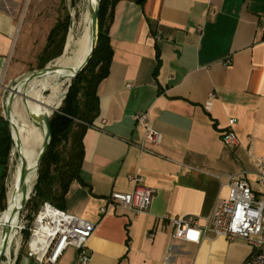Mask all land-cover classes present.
I'll return each instance as SVG.
<instances>
[{
	"label": "crops",
	"instance_id": "1",
	"mask_svg": "<svg viewBox=\"0 0 264 264\" xmlns=\"http://www.w3.org/2000/svg\"><path fill=\"white\" fill-rule=\"evenodd\" d=\"M26 1L0 0V87L25 73ZM107 32L112 57L96 90L99 113L62 208L95 224L88 264H242L252 250L244 240L173 239L163 217H206L227 195L226 175L243 176L264 202V0H120ZM142 112L161 134L157 145L143 142L148 151L137 146L143 128L133 116ZM230 118L234 148L221 141ZM135 173L153 190L148 209L101 214L112 191L131 190ZM76 255L68 246L54 264H77ZM22 256L17 249L13 264Z\"/></svg>",
	"mask_w": 264,
	"mask_h": 264
},
{
	"label": "built area",
	"instance_id": "2",
	"mask_svg": "<svg viewBox=\"0 0 264 264\" xmlns=\"http://www.w3.org/2000/svg\"><path fill=\"white\" fill-rule=\"evenodd\" d=\"M213 96V93H210L208 99ZM133 118L143 128L142 140L137 143L141 151H148L143 142L153 145L160 143L161 134L153 129L146 112L137 113ZM233 124L234 119L230 118L229 128L221 135L223 144L230 148L238 145ZM4 178L5 175L2 185L6 186ZM127 179L132 183L131 190L112 191L106 197L105 205L99 209L101 214L117 206L135 213L148 209L153 190L143 184V178L139 174H128ZM258 181L261 186L264 185V160L261 161ZM226 185L227 195L216 199L209 215L204 218L195 214L164 215V228L171 229V238L195 244L209 234L213 237L223 236L227 240L242 239L252 249L242 264H264V202L255 197L246 179L241 175H226ZM38 218L40 227L36 226ZM21 229L22 227H19V230ZM94 230V223L43 202L36 212L33 225L28 228L26 255L33 258L36 264H54L62 252L72 246L77 252V264H88L91 254L87 242ZM39 231L45 234L43 240L32 242V237Z\"/></svg>",
	"mask_w": 264,
	"mask_h": 264
},
{
	"label": "trees",
	"instance_id": "3",
	"mask_svg": "<svg viewBox=\"0 0 264 264\" xmlns=\"http://www.w3.org/2000/svg\"><path fill=\"white\" fill-rule=\"evenodd\" d=\"M120 0H99L98 35L94 52L87 65L70 81L64 98L57 111L50 117L52 136L49 145L39 163L37 178L31 197L26 204L36 213L43 202L62 209L66 192L72 181L80 178L83 160V135L94 124L99 113V101L96 93L99 82L109 72L112 48L108 39V25L114 6ZM142 3L144 0H133ZM68 12L58 15L48 30L45 43L36 55L37 68L61 55L69 27ZM36 131L43 139L44 128L38 125ZM7 121L0 115V164L7 166L8 155L12 147ZM5 198L3 185L0 187V206ZM4 210V204L1 206ZM26 241L29 231H23ZM20 254H23L22 249ZM19 258V257H18ZM17 258V260H18ZM16 260V261H17Z\"/></svg>",
	"mask_w": 264,
	"mask_h": 264
},
{
	"label": "bare ground",
	"instance_id": "4",
	"mask_svg": "<svg viewBox=\"0 0 264 264\" xmlns=\"http://www.w3.org/2000/svg\"><path fill=\"white\" fill-rule=\"evenodd\" d=\"M81 2L82 9L80 13V30L77 34L78 36L74 38L72 36L73 33L68 34L64 54L57 57L54 64L49 65V67L54 66L57 67V69L48 71L29 82L26 89L28 108L22 104L21 109H19L13 104L11 121L17 127L18 131V135L14 130L12 131L13 139L17 143L19 137L22 141V146L20 150H17L15 144H13V162L9 186L7 184L6 207L0 214V248L2 231L9 221H11L12 231L10 232L5 254L0 258V264H10L11 245L15 244L17 246L18 244L14 231L16 227L15 222L19 217L18 210L22 199L21 188L26 187L27 192L30 193L37 175L36 170L31 169L27 174L24 184L19 185L18 183L21 159H25L28 164H33L39 151L41 139L36 131V127L40 125L45 129L44 125L34 123L28 117V114L38 116L45 113L50 114L57 108V105L62 101L66 89H64L63 86L67 87L68 83L71 81L72 70L70 68L75 69L82 62L89 50L90 27L87 15V1L81 0ZM69 49V55H66ZM36 226L40 227V218L36 220ZM44 235V232L39 231L36 236L32 237V242H41ZM2 259H6V261H2Z\"/></svg>",
	"mask_w": 264,
	"mask_h": 264
},
{
	"label": "rangeland",
	"instance_id": "5",
	"mask_svg": "<svg viewBox=\"0 0 264 264\" xmlns=\"http://www.w3.org/2000/svg\"><path fill=\"white\" fill-rule=\"evenodd\" d=\"M23 7L24 8L21 14V20L23 24L22 25L23 31L22 30L21 31L23 32V34L21 38L25 41L24 42L25 44L21 52L22 54L20 56L21 58L20 66L21 69L24 70V72L26 73L34 69H37L35 57L42 48V46L44 45L48 30L52 26L56 17L58 15H62L64 12H68L70 17L69 19L70 23L67 30L64 47L61 55L64 54L68 34L73 33L72 36L74 38L78 36L77 34L79 33L80 30L79 21H80L81 9H82V2L81 0H31L30 2H28L27 0ZM69 52L70 49L68 50L66 55H69ZM56 59L57 58L51 60L50 61L51 63L48 62L46 65L54 64ZM6 86L8 85L4 83V85L0 87V115L2 117H4L3 104L7 93V90L5 88ZM63 88L65 89L66 86H63ZM14 101L15 102L13 104H15L17 108L21 109L22 107L21 97L19 95L16 96ZM58 107L59 105H57L56 109H58ZM51 113L49 115H51ZM13 148L14 146L12 144V147L8 155L7 171L5 173V178H4V182H6V186L3 185V189L5 191V198L2 202V205L4 204V206H6V200H7V191H8L7 184L9 186L11 180ZM29 196L31 197V194ZM1 206L0 208H2ZM1 212L2 211H0V214ZM35 215L36 213L33 212L30 204L29 205L25 204V206L21 210L18 219L15 222L16 227L14 234L16 235V240L18 241V244L17 246L15 244L11 245L12 248H11L10 264H13L14 253L17 252V249L19 250L22 249L23 254H26V241L24 240L23 237V231L28 230V228H30L33 225ZM19 227H22V229L19 230ZM2 261H6V259H2Z\"/></svg>",
	"mask_w": 264,
	"mask_h": 264
},
{
	"label": "water",
	"instance_id": "6",
	"mask_svg": "<svg viewBox=\"0 0 264 264\" xmlns=\"http://www.w3.org/2000/svg\"><path fill=\"white\" fill-rule=\"evenodd\" d=\"M86 1H87V8H88L87 15H88L89 27H90V39H89L90 46H89V50L86 53L82 62L75 69L70 68L72 70L71 79L73 77H75L80 71H82L83 68L87 65L89 59L91 58V56L94 52V49H95V46L97 43V35H98L97 17H98L99 0H86ZM56 69H57V67H54V66L49 67V65H45L42 68H37V69H34L30 72H26V73L20 75L15 80H13L8 86L5 87L7 90V93H6L4 104H3L4 119L8 123L9 130H10V137H11L13 144H15V147L17 148V150L21 149L22 141L18 137V141L16 143L15 140L13 139V134H12V131L14 130L16 132V134L18 135L17 127L11 121V112L13 109L14 100H15L16 96L19 95L21 97L22 104L25 107H27V98L28 97H27L26 89H27L29 82L32 81L33 79L45 74L48 71H54ZM69 85H70V82L68 83V85L65 89L64 95L67 92V88ZM64 95H63V98H64ZM60 104H59V106H60ZM54 111H57V109ZM52 113H51V115H52ZM51 115H49L48 113L42 114L40 116L28 114V117L34 123L44 125L45 129H44L43 139H42V142L40 144L39 151L37 153V157H36L35 162L33 164H28L25 159H23V160L21 159V166H20V171H19V176H18L19 185L24 184L26 177H27V174L29 173V171L31 169H35L36 172L38 170L39 163H40V161H41V159H42V157H43V155H44V153H45V151L49 145V142H50V139L52 136L51 126H50ZM6 171H7V166L0 164V187H1L2 180H3V177L6 173ZM36 178H37V175H36ZM32 190H33V188H32ZM32 190L29 193V192H27L26 187L21 188L22 199H21L20 208L18 210L19 215L21 213L22 208L25 206L26 202L30 198L29 195L31 194ZM13 215H14V213H13ZM11 231H12L11 221H9L8 224L3 228V231H2L0 258L5 254V250L7 248V244H8V240H9V236H10ZM19 264H29V258L27 256H22Z\"/></svg>",
	"mask_w": 264,
	"mask_h": 264
}]
</instances>
